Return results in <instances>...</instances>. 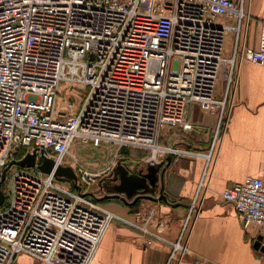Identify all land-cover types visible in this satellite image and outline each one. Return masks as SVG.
Segmentation results:
<instances>
[{
	"label": "built area",
	"instance_id": "2783aa9c",
	"mask_svg": "<svg viewBox=\"0 0 264 264\" xmlns=\"http://www.w3.org/2000/svg\"><path fill=\"white\" fill-rule=\"evenodd\" d=\"M251 4L0 0V178L11 160L38 152L35 167L8 171L9 192L0 207V264H17L21 254L42 264H92L118 215L90 195L88 187L100 173L71 158L75 141L115 144L112 168L123 148L143 151V163L159 162L169 153L203 158L193 200L203 202L213 156L236 103L240 68L246 61L264 62V20H259L257 45L248 44ZM231 31L233 51L227 55ZM193 106L217 117L210 147L161 144L165 127L193 129ZM41 153L56 165L72 166L81 189L54 171L42 172ZM221 197L246 229L259 228L264 245V178L247 176ZM152 215L144 209L137 219L146 222ZM189 223L172 242L160 230L136 227L169 242L172 258L188 250Z\"/></svg>",
	"mask_w": 264,
	"mask_h": 264
},
{
	"label": "crops",
	"instance_id": "0c3cea01",
	"mask_svg": "<svg viewBox=\"0 0 264 264\" xmlns=\"http://www.w3.org/2000/svg\"><path fill=\"white\" fill-rule=\"evenodd\" d=\"M251 10L254 20L249 26L248 44L256 46L259 20H264V0H252ZM233 44L234 32L231 31L227 35L225 54L232 53ZM238 79L236 103L229 127L218 151L214 153L208 188L203 193V206L196 220L191 221L187 228L186 244H189L195 255L204 253L219 256L216 252H220L221 259L229 264H264V260L257 255L258 259H255L252 247L251 237L260 232L259 228L246 229L233 205L221 197L226 188L247 176L264 178V62H244ZM190 120L192 130L173 127L183 132L173 135L171 143L168 142L170 136H166V129L169 127L163 128L160 143L191 150H207L213 138L217 117L193 106ZM165 159L166 156L159 162ZM120 160L144 164L143 159L134 155L122 154ZM205 165L203 158L173 156L165 171L163 185L164 192L173 205L146 198L135 204L123 202L121 205L116 200L109 201L108 209L115 212L118 218L111 224L92 264H180L175 259L170 260L172 246L169 242L147 236L136 225L146 226L154 233L160 230L170 242L177 240L186 223L185 218L191 213V202ZM159 184L155 195L160 193L161 180ZM144 209L152 210L153 215L146 222H140L137 219L138 212ZM159 223H163L160 228ZM17 264L42 263L21 254L17 257Z\"/></svg>",
	"mask_w": 264,
	"mask_h": 264
},
{
	"label": "water",
	"instance_id": "95a60500",
	"mask_svg": "<svg viewBox=\"0 0 264 264\" xmlns=\"http://www.w3.org/2000/svg\"><path fill=\"white\" fill-rule=\"evenodd\" d=\"M37 153L38 152L34 150L33 152L26 153L20 159H13L3 169L0 178V207L5 203L6 196L3 190V183L7 178L8 171L13 166L35 167L37 164ZM173 156L174 155L172 153H169L166 156L165 161L159 163L145 162L144 164H137L136 162H133L131 164H134V167L127 165L122 161H118V163L113 168V182L110 189H108L110 193L107 194L106 197L111 199H120L126 204H135L137 201L146 198L153 201H164L173 205L174 203L168 199V196L165 194L163 189L164 174L167 167L170 165ZM37 167L42 172L46 173L54 171V174L57 177L70 180L76 188L79 190L81 189V186L78 184V176L72 166L56 165L52 158L42 154V160L37 165ZM159 179L162 181V188L160 193L155 195V191L159 185ZM133 196L134 200L130 202L128 199L132 198ZM262 240L263 236L258 235L254 242V247L264 252Z\"/></svg>",
	"mask_w": 264,
	"mask_h": 264
},
{
	"label": "rangeland",
	"instance_id": "374dc122",
	"mask_svg": "<svg viewBox=\"0 0 264 264\" xmlns=\"http://www.w3.org/2000/svg\"><path fill=\"white\" fill-rule=\"evenodd\" d=\"M168 127H169V129H166V136L167 135L170 136V137H168V140L170 138V141H168V142L171 143L172 142L171 137L173 135H178L180 132H183V131H180L178 128H175L177 130H175L173 128V127H177V126H173V127L168 126ZM173 140H175V137L173 138ZM116 149H117V146L115 144L109 143V142L81 143L79 141H75L70 147L71 158L73 156H75L76 158H78V160H80L81 163L86 165L88 168H90L91 170H93L95 172L97 171L100 173L99 176H97L96 181L93 182L88 187L89 192L96 194L100 198H107L106 195L110 193L108 189H110L111 184L113 182V178H112L113 168L111 166H109V163L111 162V159L113 158V156L116 152ZM149 153H150V151H149ZM122 154L123 155H134L138 159H143V156H144L143 151H141L139 149L137 150L135 148H123L118 153V155L121 156ZM8 176H9V173H8ZM3 190H4L5 194L7 192H9V186H8L7 178L3 183ZM111 200L112 199L109 198L110 202H115V201H111ZM113 200H116V202L121 204V205L123 204V201L120 199H113ZM193 200L191 202V205H192V207L195 206V208L193 209V212L191 213V215L189 214L187 216V218H185L186 221L188 219V221H190V222L193 220H196L197 215L200 211V208H202V206H203V202L201 200L198 199L195 203ZM109 201H105V202L100 201V204L104 208L108 209L109 207L107 204ZM108 210H110V209H108ZM115 220H117V218ZM185 233H187V232H185ZM254 233L255 232H252V234H254ZM252 234H248V235H252ZM254 235H256V233ZM257 235L254 237H251L252 247H253L254 255L255 256L257 255L258 257H260L259 259H262V261H263L264 260V252H262L260 249H257L254 247V242L256 240ZM179 236H178V238H179ZM178 238H177V240H178ZM185 241H182V243L184 244ZM185 246L186 245H184V247ZM182 248H183V246H182ZM182 248H180V249H182ZM186 248H188V250H185L186 252L184 254L182 252H179L180 250H178L176 255L174 257L170 258V260L175 259L176 261L181 262L180 264H229V262H227L226 260L221 259L220 252H216L217 255H219V256H216V255L211 256V255H207L204 253H198V252H197L198 254L195 255L191 252L189 244L186 246ZM172 251H173V249H172ZM210 254H212V253H210ZM171 255H172V253H171ZM257 256L255 257V259H258Z\"/></svg>",
	"mask_w": 264,
	"mask_h": 264
},
{
	"label": "trees",
	"instance_id": "16d2710c",
	"mask_svg": "<svg viewBox=\"0 0 264 264\" xmlns=\"http://www.w3.org/2000/svg\"><path fill=\"white\" fill-rule=\"evenodd\" d=\"M19 157L24 155V152L17 154ZM90 195L92 196L93 199H95L96 201L100 202H105V201H109V198H100L99 196H97L94 193H90ZM101 199V200H100Z\"/></svg>",
	"mask_w": 264,
	"mask_h": 264
},
{
	"label": "flooded vegetation",
	"instance_id": "af4514ba",
	"mask_svg": "<svg viewBox=\"0 0 264 264\" xmlns=\"http://www.w3.org/2000/svg\"><path fill=\"white\" fill-rule=\"evenodd\" d=\"M123 163H126L127 165H130V166H132V167H134V165L133 164H131V163H133V162H131V163H127L125 160H123L122 161ZM137 164H139L138 162H136ZM133 170H135V169H133ZM159 181H160V179H159ZM160 185V184H159ZM159 185H158V188H157V190L155 191V193L159 190ZM141 193V192H140ZM140 193H137V194H140ZM129 201H133L134 200V196L132 197V198H130V199H128ZM138 202V201H137ZM136 202V203H137Z\"/></svg>",
	"mask_w": 264,
	"mask_h": 264
},
{
	"label": "bare ground",
	"instance_id": "6f19581e",
	"mask_svg": "<svg viewBox=\"0 0 264 264\" xmlns=\"http://www.w3.org/2000/svg\"><path fill=\"white\" fill-rule=\"evenodd\" d=\"M180 248H182V246H180Z\"/></svg>",
	"mask_w": 264,
	"mask_h": 264
}]
</instances>
